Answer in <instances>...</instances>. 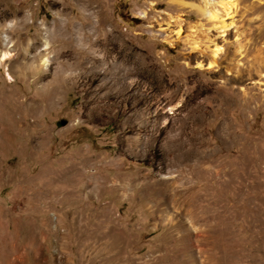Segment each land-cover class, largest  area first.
<instances>
[{
	"label": "rangeland",
	"instance_id": "1",
	"mask_svg": "<svg viewBox=\"0 0 264 264\" xmlns=\"http://www.w3.org/2000/svg\"><path fill=\"white\" fill-rule=\"evenodd\" d=\"M220 3L0 0V264H264V0Z\"/></svg>",
	"mask_w": 264,
	"mask_h": 264
},
{
	"label": "bare ground",
	"instance_id": "2",
	"mask_svg": "<svg viewBox=\"0 0 264 264\" xmlns=\"http://www.w3.org/2000/svg\"><path fill=\"white\" fill-rule=\"evenodd\" d=\"M220 2H221L220 4L222 5L223 8H225V10H229L231 7H234V5H235V0H220ZM202 11H204L205 13H208L210 16H214L213 12H211L206 7L203 8ZM7 40H8V35L4 34V42L6 43ZM44 44H45V48H46L48 46V44H49L47 39L45 40ZM217 51H218V48L217 47L214 48V52H213L214 55L217 53ZM9 57H10V52L9 51H5V50H1L0 51V60H7ZM43 63H44V66L47 67L50 64V58L49 57H44L43 58Z\"/></svg>",
	"mask_w": 264,
	"mask_h": 264
}]
</instances>
